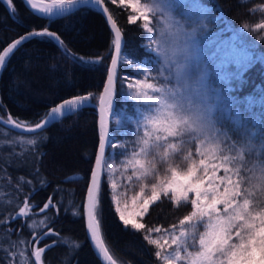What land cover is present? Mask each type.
<instances>
[{
	"label": "snow or ice",
	"instance_id": "6c2138e0",
	"mask_svg": "<svg viewBox=\"0 0 264 264\" xmlns=\"http://www.w3.org/2000/svg\"><path fill=\"white\" fill-rule=\"evenodd\" d=\"M4 2L12 13L16 12L13 0ZM24 2L36 12L51 18L74 10L81 0ZM240 2L247 3V0ZM92 3L103 9L115 33V53L112 54L111 65L107 69L103 92L99 95V148L83 202L86 227L98 256L107 264H117L110 255L101 232L100 170L106 168L109 173L117 171L112 164L106 163V145L117 147L112 143L107 116L113 104L118 60L129 65L133 63L121 57V29L110 14L107 5L111 3L130 9L129 23L142 21L141 27L149 34L146 46L158 57L153 67L143 69L145 79H136L135 82L127 84L131 99L137 102L136 111L140 119L134 121L135 139L130 142V151L126 153V159L121 162L120 168L122 174L131 170L125 177L129 187L135 180L139 183L140 190L131 197L133 210L127 215V200L122 206L120 197L112 195L111 199L116 205L120 220L126 228L130 225L137 232L145 231L144 239L155 247L154 255L162 264H264V126L258 125L254 117H243L238 108L230 110V106L220 107L208 103L210 92L219 93V89L212 88L207 80L206 68L198 62L193 63V60L199 54L196 37L203 36L208 31L209 25L206 21L209 15L201 14L193 18L186 12L181 17L176 14V5L172 0H92ZM251 11L264 14V3L258 4ZM244 27L250 28L247 24ZM256 29L264 30V22L251 26V30ZM165 33L181 40L183 46L171 54L162 55L159 38ZM35 37L52 39L74 62L87 65L100 62V57L86 60L84 57L75 56L65 47L60 36L45 26L40 31L34 30L20 36L0 52V72L6 66V58L10 53L23 42ZM257 39H264V33L258 35ZM229 55L230 53L225 52V58L217 65L218 68L227 66ZM247 58L251 59L250 56ZM232 62L239 67V59ZM92 95L89 93L64 100L51 108L45 119L31 126L11 114L6 119L0 117V124L36 132L46 127L54 114L59 116L84 107ZM219 98L217 95V99ZM141 103L145 105L144 108L140 107ZM7 143L13 146L17 143L23 146L26 143L35 151L34 146L38 141L30 138L25 142L23 138H19L8 140ZM119 147L124 148L125 145L121 144ZM27 151L29 149L24 148L18 155ZM221 169L223 174L218 175ZM66 180L71 181L73 177H67ZM20 181L21 184L25 182L23 177ZM27 183L31 184V181ZM41 185L46 186L45 181L41 180ZM110 186L114 192L118 188L115 180L110 182ZM146 188L150 195H145ZM169 195L174 206L190 203L192 209L179 220L178 225H171V230L146 226L135 219L143 218L149 212L150 205L161 200L162 196ZM29 200L30 197L24 200L17 216H28L30 209L35 207ZM71 203L72 200H69V204ZM56 207L57 203L49 196L48 201L40 208V213ZM73 214L78 213L74 211ZM17 216H12L11 219L14 220ZM6 223L7 220H0V227ZM47 223L48 217L45 216L38 223L33 221L28 227L43 228ZM11 231H6V247L4 241H0V252L3 253L0 259H4L6 264H42V254L57 243L53 240L45 247L38 246L40 240L57 235L51 227H47V231L42 234L33 231V240L36 243L22 237L13 241L10 239ZM153 233L164 235L153 238ZM75 247H79V244H75Z\"/></svg>",
	"mask_w": 264,
	"mask_h": 264
},
{
	"label": "trees",
	"instance_id": "16d2710c",
	"mask_svg": "<svg viewBox=\"0 0 264 264\" xmlns=\"http://www.w3.org/2000/svg\"><path fill=\"white\" fill-rule=\"evenodd\" d=\"M202 2L218 23L209 31L208 45L212 49L217 48L223 37H230L235 29L264 19L260 11H251L264 0H247V3L240 0ZM13 5L15 13L9 10L4 0H0V52L20 36L47 26L49 31L60 36L69 52L85 59L100 57V62L96 65L74 62L48 37H35L23 42L6 58V66L0 77V117L4 119L11 114L31 126L45 119L51 108L64 100L89 93L93 95L84 107L62 114L53 125L35 135L19 134L8 125L0 124V220H7L0 227V241L7 246L8 229L12 230L10 239L15 241L18 237L33 240V231L42 234L47 227H51L57 235L40 240L38 246L45 247L53 240L57 243L42 254V264H103L86 237L83 202L99 146L96 105L111 63L113 36L102 15L91 8H82L49 22L31 14L21 0H13ZM107 6L121 29L124 39L122 56L135 64L152 61V55L144 47L142 23H129L128 9L111 3ZM261 56H264V39L260 40L251 53V59H247L245 64L237 67L233 59H228L226 78L220 82L211 81L212 86L219 89L225 106H230V110L238 108L243 117H254L258 125L264 126V66ZM123 75H134V71L130 67L119 66L116 92L112 98L113 116H119L125 110L120 91ZM225 123L231 126L227 120ZM19 138L25 142L30 138L37 139L35 151L26 143L23 146L7 143ZM24 148L29 151L18 155ZM70 176L78 179L67 181L66 178ZM21 177L25 181L23 184ZM41 180L45 181L46 186L41 185ZM27 181H31V184ZM101 186V232L110 255L117 264H160L154 255L156 249L144 239L145 231L126 228L120 221L104 176ZM49 196H52L57 207L40 213ZM29 197L30 204L35 207L30 209L28 216H17L19 207ZM69 200H72L71 204ZM74 211L78 214L74 215ZM191 211L190 203L177 207L170 196H162L161 200L149 207L141 222L146 226L171 230V225H178L179 220ZM12 216L17 218L13 220ZM45 216L48 217L46 227L29 229L30 223H38ZM33 243L36 242L33 240ZM75 244H79V247H75ZM0 264H6V261L0 259Z\"/></svg>",
	"mask_w": 264,
	"mask_h": 264
},
{
	"label": "rangeland",
	"instance_id": "374dc122",
	"mask_svg": "<svg viewBox=\"0 0 264 264\" xmlns=\"http://www.w3.org/2000/svg\"><path fill=\"white\" fill-rule=\"evenodd\" d=\"M172 2L176 5L175 12L177 15L183 17L186 12L189 13L193 18L198 17L199 15H209V19L206 21L209 25L208 31L203 36L196 37V43L199 48L198 58L193 60V63H199L202 67L206 68L207 70V80L212 86V81H222L226 78L227 74L225 73V67H217L221 63V61L225 58V52L230 53L227 59H239L240 64L242 65L244 62L247 61V57L251 56V53L254 49H256L259 45L261 39H257L258 35L264 33V30L256 29L251 30L250 28L246 29L244 26L237 28L231 34L230 37H223L218 43L217 48L219 49L220 53L218 54L216 51L217 48H210L208 45V38L209 31L212 30L215 26L218 25L216 22V18H214L209 11L204 8L202 0H172ZM130 12V9H128ZM139 21V20H138ZM142 23V21H140ZM264 22V19H261L258 23ZM145 31V30H144ZM148 33L145 32V39H144V47L147 52L152 55V61H145L142 64H135L132 63L131 65L123 63L120 61V65L132 68L134 71V75H123L120 83V91H121V98L125 102V110L121 112L119 116H113L111 120V136L113 137L112 143L116 144V148H112L109 146L108 151L109 155L106 156V163L112 164L117 171L113 173H109L106 171V168L103 170L104 181L108 185L111 197L113 194H116L120 197L121 205L123 206L125 200H127L129 207L125 210V214L127 215L128 212L132 211L131 207V197L140 190L139 183L133 180L131 182V186L129 187V182L126 180V176L130 174L131 170L129 169L128 172L122 174V169L120 168V164L122 161L126 159V153L130 151L131 144L130 142L134 141L135 137L133 133L135 132L136 125L134 121L140 119L139 114L136 111L137 102L133 101L129 95L130 90L127 87L129 82H135L136 79H145L143 75L144 68H151L155 65L158 60V57L154 52L151 51L146 46V38L148 37ZM213 40V39H211ZM218 54V55H217ZM123 57V56H122ZM124 58V57H123ZM126 59V58H124ZM86 60H95V59H86ZM129 60V59H127ZM260 60L264 66V56L260 57ZM234 64V63H233ZM236 64V63H235ZM245 64V63H244ZM119 65V66H120ZM138 66V67H137ZM127 77V79H125ZM212 88H214L212 86ZM217 95H219V99H217ZM220 92H210L208 103L216 104L220 107H227L225 106L224 101L222 102ZM141 108H144L145 105L141 103ZM219 115V113H217ZM119 125V127H117ZM125 145L124 148L119 147V145ZM107 151V152H108ZM223 170L221 169L218 172V175H222ZM115 180L118 184V188L115 192L111 189L110 182ZM145 195H150L149 189H145ZM192 194H190L191 196ZM170 196V195H169ZM111 202L114 206L116 211V205L113 203L112 199ZM155 203V202H154ZM153 203V204H154ZM151 206V205H150ZM117 213V212H116ZM118 217L119 214L117 213ZM120 219V218H119ZM135 219L141 222V217H135ZM121 221V220H120ZM122 222V221H121ZM123 224V222H122ZM124 225V224H123ZM125 226V225H124ZM128 227H131L130 225ZM164 233H153V238H157L158 236H162ZM155 248V247H154ZM171 251V249H169ZM162 264V262H160Z\"/></svg>",
	"mask_w": 264,
	"mask_h": 264
},
{
	"label": "water",
	"instance_id": "95a60500",
	"mask_svg": "<svg viewBox=\"0 0 264 264\" xmlns=\"http://www.w3.org/2000/svg\"><path fill=\"white\" fill-rule=\"evenodd\" d=\"M21 1L24 4V6L26 7V9L31 14H33L34 16H36L38 18L47 20L49 22H51L53 20H57V19L63 18V17H66L67 15H70L71 13L75 12L76 10H79V9H82V8H91V9H94L95 11L99 12L102 15V17L104 18V20H105L108 28L110 29V32H111V34L113 36V39H114L115 33H114V30L112 29V27H111V25H110V23L108 21L107 15L104 14L103 9L99 8L97 5H95L94 3H92V0H81V2L75 7L74 10H72L70 12H67V13H65L63 15H58V16H54V17H51V18H49L45 14L38 13V12H36V10L31 9L30 6H28V5L25 4L24 0H21ZM123 48H124V39H123V36H122V33H121V57H122V54H123ZM114 53H115V46H114V50H113V54ZM110 65H111V63H110ZM110 65H109V67H110ZM119 65H120V61L118 60V63H117V76H116V79L114 80V90H113L112 98L114 97V94L116 92V85H117L118 73H119ZM1 74H2V72H0V77H1ZM106 80H107V77H106ZM103 89H104V87H103ZM103 89H102L101 93L103 92ZM96 113H97V117H98V130H99V142H100V119H101V112H100V102H99V100H98V103L96 105ZM61 115L62 114H60L59 116H57V115L54 114L53 117L50 119V122L47 124V126L41 128L39 130H37L36 132H27L26 130H22V129L21 130H18V129H15L14 127H11V126H8V127L10 129L15 130L19 134H23V135H35V134H38V133L46 130L48 127H50L51 125H53L59 119V117ZM112 118H113V108L110 110V112L108 113V116H107V119H108V122H109V132L111 130V120H112ZM98 148H99V146H98ZM108 148H109V145H106V154H107ZM95 162H96V156H95V159H94V163H93L92 169L95 166ZM103 170H104V168H102L100 170V177H101V179H102V176H103ZM91 173H92V170H91ZM77 179H78L77 177L73 178V180H77ZM73 180H71V181H73ZM90 180H91V174H90V177H89V181ZM86 194H87V190H86ZM86 194H85L84 201L86 199ZM83 212H84V209H83ZM83 220H84V226H85V232H86L87 240H88L89 244L93 247L95 253L98 255V251L95 249L94 244H93V242L91 240V237L88 234V230H87V227H86V217H85V215H83ZM99 258H100V260L102 261L103 264H107V262L104 261L102 257H99Z\"/></svg>",
	"mask_w": 264,
	"mask_h": 264
},
{
	"label": "clouds",
	"instance_id": "9594fccd",
	"mask_svg": "<svg viewBox=\"0 0 264 264\" xmlns=\"http://www.w3.org/2000/svg\"><path fill=\"white\" fill-rule=\"evenodd\" d=\"M161 54H171L175 49L183 46V42L176 37L170 36L167 33L159 38Z\"/></svg>",
	"mask_w": 264,
	"mask_h": 264
}]
</instances>
